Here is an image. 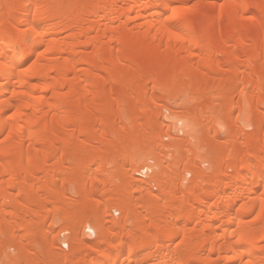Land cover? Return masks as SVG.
<instances>
[{
    "label": "bare ground",
    "instance_id": "bare-ground-1",
    "mask_svg": "<svg viewBox=\"0 0 264 264\" xmlns=\"http://www.w3.org/2000/svg\"><path fill=\"white\" fill-rule=\"evenodd\" d=\"M186 2L0 0V261L16 245L10 264H264V0ZM177 97L192 128L214 124L200 152L154 135L148 107Z\"/></svg>",
    "mask_w": 264,
    "mask_h": 264
},
{
    "label": "rangeland",
    "instance_id": "rangeland-1",
    "mask_svg": "<svg viewBox=\"0 0 264 264\" xmlns=\"http://www.w3.org/2000/svg\"><path fill=\"white\" fill-rule=\"evenodd\" d=\"M197 0H187V4H193L194 2H196ZM199 1V0H198ZM228 48H226V50L224 51L225 53L223 54V52L222 53H220V54H218V55H216L215 56V59H216V61L217 62H219V61H221V62H228V50H230L229 49V45L227 46ZM239 51H241V50H239ZM253 50H249L247 53H251ZM243 52V51H242ZM254 52L255 51H253V53H251V54H253L254 55ZM248 54V55H249ZM255 54H256V52H255ZM251 56V55H250ZM241 59V58H240ZM230 62V61H229ZM228 62V63H229ZM239 62V69L241 70V73L239 74L240 76H243V74H244V71H245V66H244V61H242V59H241V61L239 60L238 61ZM241 62V63H240ZM225 63V64H226ZM227 65V64H226ZM243 70V71H242ZM243 72V73H242ZM223 76H225V75H223ZM222 76V77H223ZM243 87V85L241 84L240 85V87H239V92H237V93H235V96H234V98H235V102H238V100H239V97H240V92H241V90L243 89L242 88ZM217 88L216 87H213L212 88V91L214 92H212L211 91V93L212 94H215V92H217ZM152 91V88L149 90V93ZM189 103L190 104V101H189V99H188V101H187V99L185 100V101H183L182 100V98H179V97H177L175 100H173L172 102H165V101H158L157 102V104H154V105H150V107H148L149 109H150V111H151V113H152V117H154V118H159V120L161 121V124H160V127L159 128H155L156 129V131L154 130L153 132L155 133V132H157V131H159V132H157V133H155L154 135H156V134H158V136H160L161 138H160V141H161V144H165V145H168V144H171V143H173V142H183L184 143V145H186L187 144V141H186V139L187 138H189V141L191 142V144H192V148L194 149V150H196V152H200V150L202 149V144L204 143V137H205V135H206V132H207V130H208V126L206 125V124H210L209 126L212 128V126L214 125V124H212L213 122L211 121V122H206V124H204V125H206V126H202V127H199V128H192L191 126L192 125H190L191 124V121L190 120H185V119H181V118H179L178 116H177V112L176 111H179L180 110V105H181V103ZM216 102H213L212 104H215ZM181 107H182V105H181ZM238 113H239V111L236 109L235 111H234V113H233V116L234 117H236L237 115H238ZM129 119H131V118H127L126 120L128 121ZM125 120V121H126ZM223 120V119H222ZM222 120L220 119L219 121H221V123H222ZM126 121V122H127ZM131 120H129L128 122H130ZM219 121H217V122H219ZM218 125H221V126H218L217 125V129L218 128H221V130H219L218 132V134H217V138L218 139H222V140H226L225 138H227V139H229V138H231V137H229L230 135L229 134H227V133H229L228 131H226L225 130V128H226V126H223L222 127V124H219V123H217ZM240 124V123H239ZM216 125V124H215ZM240 125H242L243 126V124H240ZM245 127V129H244V132H250L251 131V129H248L246 126H243V128ZM227 128H228V126H227ZM226 128V129H227ZM189 129H190V133H189ZM193 129V130H192ZM194 131V132H193ZM197 131V132H196ZM262 132H261V134L263 133V131H264V125H262V130H261ZM195 132H196V134H195ZM213 133V130L211 131V134ZM148 151L147 152H149V148L147 149ZM145 151H146V149H145ZM170 158V157H169ZM172 160L171 159H168V162L170 163ZM200 163H201V161L200 160H198ZM133 164H131V162H130V159H127L126 160V164H127V166L128 167H132V166H136V167H141V166H147V163H141L140 161H139V159H136V160H133ZM149 163V165H154L155 164V162L156 161H153V160H149L148 161ZM173 162V161H172ZM203 165V167L202 168H204L203 169V171L204 172H206L205 174H211V168H210V166H208L209 164H202ZM209 167V168H208ZM124 170H126V174H125V172L123 171L122 173L120 172V173H118L117 175V177H116V184H117V186H121V183H123V184H126V187H124V188H127V182L128 181H131V179H130V175H132L131 174V171H127V169H124ZM129 172V173H128ZM154 170H152V173H150L149 175H147V176H152L153 174H154ZM164 173L165 174H169V173H171V171H170V169L169 168H165V170H164ZM124 174V175H123ZM183 175V174H182ZM135 179H144V180H147L148 178L146 177V178H138L136 175H134L133 176ZM191 178H193V176H191L190 174H188L187 175V177H186V181L187 180H190ZM180 180H181V177H180ZM127 181V182H126ZM126 182V183H125ZM130 183V182H129ZM123 186H125V185H123ZM77 187L78 186H71L70 187V192L73 194V192H74V194H73V197L75 198H77V196L75 195V193H76V190H77ZM158 190V188H154V191L156 192ZM114 211H117L116 209H113V210H111V211H105V212H107V213H103V218H105L106 217V215H109V216H107V218L109 217L110 218V216H111V218H114V220H117V219H119L120 217H121V215H122V213L120 212L118 215H116V214H114L113 212ZM110 218V219H111ZM7 220H9V217H7L6 218ZM27 219H29V217H27L26 218V220ZM7 220L5 221L6 223H8L7 222ZM22 222H24V221H22ZM57 222V224H55V225H57V226H55V228L59 231H61V230H63V228L65 229V224L63 223V221H62V223L64 224V226L62 227V224H61V221H56ZM55 222V223H56ZM6 223H5V225L3 224V228L6 226ZM50 223V221H47L46 222V226H48V224ZM58 223H59V225H58ZM20 224V223H19ZM25 226V227H27V225H29V224H27L26 225V223L25 224H23V223H21V225H18V226ZM79 228H78V230H79V233H80V235L82 236L83 235V237H85V239L86 240H88V241H94L96 238V235L95 236H89V235H87L84 231H85V228L86 227H91V228H93L92 226H89V225H87V224H85V223H81V224H79V225H77ZM29 227V226H28ZM30 227H32V225L30 226ZM62 227V228H61ZM94 232H95V230H94ZM21 233H22V231H21ZM63 234V233H62ZM73 233H67V234H63V235H61V233H60V235H58V236H56V238H54V239H56L55 241H56V245H58V247H60L61 249H63L64 250V252H69L70 251V249H71V245H72V243H71V241H70V239H71V235H72ZM2 237H4V236H2L1 235V237H0V240L2 241ZM20 237V236H19ZM94 239V240H93ZM65 242H68V244H69V246H67L66 248L65 247H62V243H65ZM46 244V241L44 240V241H42L41 242V245L43 246V245H45ZM16 246V245H15ZM15 246H13V245H11V246H9V247H7V250H6V252L3 254V256H2V258H1V261H0V264H10V256H12V257H16L17 255H18V248H17V246L15 247ZM10 258V259H9ZM193 264V263H192ZM194 264H198V263H196V262H194ZM199 264H202V263H200L199 262Z\"/></svg>",
    "mask_w": 264,
    "mask_h": 264
},
{
    "label": "built area",
    "instance_id": "built-area-1",
    "mask_svg": "<svg viewBox=\"0 0 264 264\" xmlns=\"http://www.w3.org/2000/svg\"><path fill=\"white\" fill-rule=\"evenodd\" d=\"M147 170L146 169H143L141 171H139V173L137 174V176L141 177V176H144V174H147L146 173ZM116 215H118L119 213L118 212H115ZM89 234H91V236H94V233L89 231ZM63 246L66 248L67 247V243L66 244H63Z\"/></svg>",
    "mask_w": 264,
    "mask_h": 264
}]
</instances>
